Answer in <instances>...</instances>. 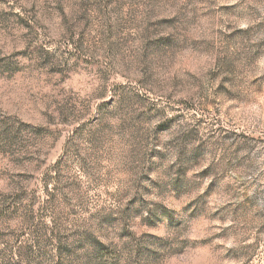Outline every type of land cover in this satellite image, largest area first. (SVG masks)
Returning a JSON list of instances; mask_svg holds the SVG:
<instances>
[{
	"label": "rangeland",
	"instance_id": "374dc122",
	"mask_svg": "<svg viewBox=\"0 0 264 264\" xmlns=\"http://www.w3.org/2000/svg\"><path fill=\"white\" fill-rule=\"evenodd\" d=\"M0 264H264V0H0Z\"/></svg>",
	"mask_w": 264,
	"mask_h": 264
}]
</instances>
